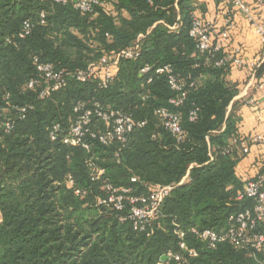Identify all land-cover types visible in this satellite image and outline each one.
<instances>
[{"label": "trees", "instance_id": "obj_1", "mask_svg": "<svg viewBox=\"0 0 264 264\" xmlns=\"http://www.w3.org/2000/svg\"><path fill=\"white\" fill-rule=\"evenodd\" d=\"M99 1L112 11L97 7L82 14L72 3L0 0V113L15 121L9 133L0 129V264H159L169 253L182 260L164 264H253L246 251L226 243L209 250L189 233L192 227L225 229L230 215L249 206L236 201L249 181L235 175L247 154L232 145L234 139L244 141L235 104L228 111L238 86L227 80V69L214 65L222 53L200 55L189 38L194 0ZM24 21L33 27L20 40L16 36ZM174 24L178 29L170 31L167 27ZM141 35L139 57L120 61L104 89L69 81L50 98L40 99L38 91L27 88L36 77L34 57L56 70L84 69L104 54L130 48ZM146 65L172 68L185 83L181 105L169 104L175 94L164 77L145 84L139 70ZM263 71L264 63L255 75ZM92 101L146 122L118 157L115 144L95 142L85 151L49 139L53 125L67 126L76 104ZM160 108L180 116V142L155 118L154 110ZM193 111L196 117L190 121ZM88 159L105 170L111 186H130L136 195L144 192L143 183L178 184L187 173L188 180L173 189L160 217L138 232L130 221H119L128 208L120 213L96 204L105 195L100 183L91 182ZM68 176L84 192L82 197L75 196ZM132 178L138 183H131ZM177 229L184 231L197 257L179 250Z\"/></svg>", "mask_w": 264, "mask_h": 264}, {"label": "built area", "instance_id": "obj_2", "mask_svg": "<svg viewBox=\"0 0 264 264\" xmlns=\"http://www.w3.org/2000/svg\"><path fill=\"white\" fill-rule=\"evenodd\" d=\"M76 1V4H73ZM150 2V0H147ZM225 6H230L232 10L242 14L256 31L263 44L264 49V24L255 21L251 15V10L246 7L242 0H221ZM55 3L66 5L72 3L74 8L82 14H90L97 7H105L99 0H54ZM41 24L44 23V15L40 16ZM32 24L24 21L21 31L16 36L20 40L30 36ZM170 31L178 29L174 24L167 27ZM231 24L228 25V29ZM212 27L197 16H193L188 31L189 38L195 43V49L200 55L213 58L221 52V45L215 43L212 38ZM229 31L221 34L223 39H227ZM128 49L122 50L114 55H102L98 60L90 62L86 68L69 70H56L53 65L41 62L38 57L33 58V66L36 77L27 83L28 90L38 91L40 99H48L50 96L60 91L68 85L69 81L80 84H96L98 89H104L114 80V70L120 61H135L140 54L139 40ZM9 44L12 42H8ZM240 50H236L235 56H225L215 61L214 65L218 68L227 69L242 67L243 62L239 58ZM258 62L251 64L252 74L255 75L256 69L262 64ZM139 75L144 78L145 84L151 83L157 76L164 77L169 89L175 97L169 100V104L178 107L185 98V83L174 75L169 65L163 67L144 66L139 70ZM264 90V85L259 86ZM144 100V99H143ZM252 104V101H249ZM25 109L19 110V118H23ZM73 117L67 126L62 127L55 124L49 131L51 141L60 142L69 148H80L89 151L93 143L97 142L101 146L109 147L113 144L117 146L115 157L119 156L120 151L125 148L130 135L138 128L146 125L145 121H137L132 115L120 109L104 107L97 101L90 103H78L72 109ZM154 116L160 121L163 130L170 134L177 142L183 138V131L180 125V116L164 108L154 110ZM195 111L189 115V120L194 121ZM14 119L5 116V112L0 113V129L9 133L14 127ZM154 139L155 136L153 135ZM263 138L255 136L251 142L260 143ZM232 145H239L244 153H247L248 144L245 141L234 139ZM86 166L90 174L91 182L100 183L104 198H97L96 204L105 208H111L117 212H123L128 208V213L119 218L120 222L130 221L133 229L138 232L145 231L146 227L160 217L161 207L164 201L170 196L173 189L182 185L188 180V173L178 184L152 185L142 184L144 192L136 195V192L129 187L114 188L105 178V170L99 167L91 159L86 161ZM137 178H132L131 183H138ZM67 184L72 187L73 193L77 197H82L84 192L75 186L71 176L67 178ZM237 202L248 201L249 206L232 214L228 218V226L220 231L209 229L200 230L192 227L189 233L200 243L206 245L207 249L214 250L218 244L226 243L233 249L246 251L254 259L253 264H264V174L255 179L249 180L236 195ZM175 235L178 239V247L182 253H187L189 257H197V252L189 249L184 238V231L176 230ZM167 260L173 259L180 262V254L169 253ZM161 257V258H162ZM159 264H164L160 262Z\"/></svg>", "mask_w": 264, "mask_h": 264}, {"label": "crops", "instance_id": "obj_3", "mask_svg": "<svg viewBox=\"0 0 264 264\" xmlns=\"http://www.w3.org/2000/svg\"><path fill=\"white\" fill-rule=\"evenodd\" d=\"M251 10L253 19L264 24V0H242ZM195 15L212 27V38L221 45L225 56H235L240 50L242 67H233L228 71L227 80L237 84L238 94L232 100L228 111L235 104V114L239 119V134L247 142V154L237 163L235 175L248 181L264 174V71L260 76L252 74L251 64L264 61L263 44L251 23L240 13L225 6L221 0H194ZM231 28L228 29V25ZM229 31L227 39L221 34ZM252 101V104H249ZM261 136L260 143L251 142V138Z\"/></svg>", "mask_w": 264, "mask_h": 264}, {"label": "water", "instance_id": "obj_4", "mask_svg": "<svg viewBox=\"0 0 264 264\" xmlns=\"http://www.w3.org/2000/svg\"><path fill=\"white\" fill-rule=\"evenodd\" d=\"M73 4H76V1H73ZM160 260H161L162 262H166V261H167V257H162Z\"/></svg>", "mask_w": 264, "mask_h": 264}, {"label": "rangeland", "instance_id": "obj_5", "mask_svg": "<svg viewBox=\"0 0 264 264\" xmlns=\"http://www.w3.org/2000/svg\"><path fill=\"white\" fill-rule=\"evenodd\" d=\"M105 8H106V9H109L110 11H112V7L109 6L108 4H107V5L105 4ZM5 115H6V112H5ZM6 116H7V115H6Z\"/></svg>", "mask_w": 264, "mask_h": 264}]
</instances>
